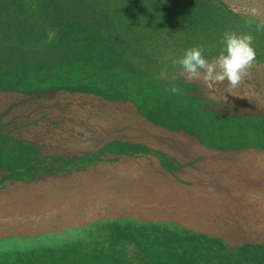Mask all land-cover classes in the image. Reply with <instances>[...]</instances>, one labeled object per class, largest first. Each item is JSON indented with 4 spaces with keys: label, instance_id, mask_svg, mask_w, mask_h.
I'll return each mask as SVG.
<instances>
[{
    "label": "rangeland",
    "instance_id": "374dc122",
    "mask_svg": "<svg viewBox=\"0 0 264 264\" xmlns=\"http://www.w3.org/2000/svg\"><path fill=\"white\" fill-rule=\"evenodd\" d=\"M218 2L199 12L264 52L246 25L264 0ZM156 27L152 49L137 36L169 83L150 97L102 74L30 91L0 75V264H264V62L235 88L189 80Z\"/></svg>",
    "mask_w": 264,
    "mask_h": 264
},
{
    "label": "trees",
    "instance_id": "16d2710c",
    "mask_svg": "<svg viewBox=\"0 0 264 264\" xmlns=\"http://www.w3.org/2000/svg\"><path fill=\"white\" fill-rule=\"evenodd\" d=\"M200 8L198 0H0V75L10 78L14 89L30 91L102 74L133 80L132 95L145 91L150 97L151 91L169 87L152 78L153 67L146 60L149 33L158 34L152 21L165 24L164 39H175L173 45L165 41L163 48L200 46L204 53L221 49L225 27L237 24L224 22L230 18L220 9L211 15ZM138 35L148 40L139 42ZM148 46L152 49L151 41ZM256 59L264 62V52H257ZM177 95L196 100L182 90Z\"/></svg>",
    "mask_w": 264,
    "mask_h": 264
},
{
    "label": "clouds",
    "instance_id": "9594fccd",
    "mask_svg": "<svg viewBox=\"0 0 264 264\" xmlns=\"http://www.w3.org/2000/svg\"><path fill=\"white\" fill-rule=\"evenodd\" d=\"M250 11L251 16L246 19V24L254 27L256 33H264V21L256 19L261 14L260 10L253 7ZM253 39L251 32L237 34L225 31L222 47L215 59L210 60L206 57L202 47L193 46L185 49L182 56L173 59L171 66L179 67L187 74L189 80L203 78L210 86L228 81L235 88L256 60ZM170 91L173 94H180L181 88L173 86Z\"/></svg>",
    "mask_w": 264,
    "mask_h": 264
}]
</instances>
